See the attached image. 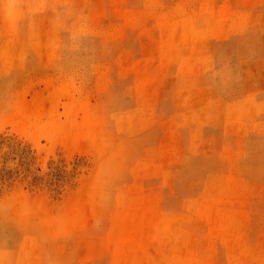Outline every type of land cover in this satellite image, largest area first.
<instances>
[{
    "label": "rangeland",
    "instance_id": "rangeland-1",
    "mask_svg": "<svg viewBox=\"0 0 264 264\" xmlns=\"http://www.w3.org/2000/svg\"><path fill=\"white\" fill-rule=\"evenodd\" d=\"M0 264H264V0H0Z\"/></svg>",
    "mask_w": 264,
    "mask_h": 264
}]
</instances>
